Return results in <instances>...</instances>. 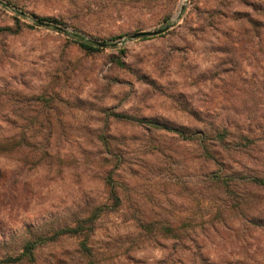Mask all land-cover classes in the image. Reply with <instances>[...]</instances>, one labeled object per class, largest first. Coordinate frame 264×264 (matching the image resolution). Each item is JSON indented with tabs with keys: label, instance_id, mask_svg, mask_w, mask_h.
Instances as JSON below:
<instances>
[{
	"label": "rangeland",
	"instance_id": "1",
	"mask_svg": "<svg viewBox=\"0 0 264 264\" xmlns=\"http://www.w3.org/2000/svg\"><path fill=\"white\" fill-rule=\"evenodd\" d=\"M181 5L167 30L129 37L169 24ZM72 32L107 45L82 49ZM263 83L264 0H0V125L40 124L39 138L50 126L58 153L51 163L40 159L25 168V176L16 173L15 157L0 159V238L8 249L18 244L12 235L104 200L101 139L120 156L125 205L135 201L151 217L197 220L196 146L158 134L163 153L157 154L139 120L186 125L229 115L254 127L264 122ZM260 152L264 157V146ZM122 219L118 212L98 219L90 238L94 257L79 252L81 238L62 237L42 245L34 263L18 264H156L167 241L146 239L124 252L131 231ZM247 233L244 243L238 238L230 246L231 264H264V230Z\"/></svg>",
	"mask_w": 264,
	"mask_h": 264
},
{
	"label": "trees",
	"instance_id": "2",
	"mask_svg": "<svg viewBox=\"0 0 264 264\" xmlns=\"http://www.w3.org/2000/svg\"><path fill=\"white\" fill-rule=\"evenodd\" d=\"M16 11L19 15L58 25L55 19L38 18L22 8ZM14 26L20 27L18 22ZM70 35L80 48L96 49L83 35L76 32ZM233 69H236L235 62ZM139 121L143 122L144 132L148 134V145L158 146L157 154L163 153L158 134H169L173 139L196 146L200 169L197 186L201 192L198 219L192 216L176 219L170 214L156 218L145 214L135 201H127L125 205L126 197L122 195L116 173L120 156L113 152L110 140L101 139L99 152L105 153L106 166H101L100 174L105 187L104 200L86 201L75 212L12 235V241L17 240L18 244L8 249L7 239L1 237L0 264L34 263L35 252L42 245L62 237L81 238L79 252L85 257H94L98 248L90 238L97 230V221L115 212L123 215L122 223L131 231V236L125 240L124 252L136 249L146 239L159 244L167 241L166 247L161 246L168 251L159 255L156 264H231L233 242L239 238L244 243L250 227L264 230V207L259 204L263 198L260 192H264V157L260 152L264 146V122L253 127L247 119L231 121L229 115L186 125H171L153 118ZM45 128L46 135L39 138L36 134L41 131L40 124L0 125V159L15 157L14 166L19 169L16 173L20 176H25L21 172L35 166L40 159L51 163L58 153L49 138L50 126ZM252 132L256 138H252ZM2 199L7 202V189ZM112 248L109 245L107 250Z\"/></svg>",
	"mask_w": 264,
	"mask_h": 264
},
{
	"label": "water",
	"instance_id": "3",
	"mask_svg": "<svg viewBox=\"0 0 264 264\" xmlns=\"http://www.w3.org/2000/svg\"><path fill=\"white\" fill-rule=\"evenodd\" d=\"M182 9H183V5L180 6L179 11H177L176 13L173 14L172 19H171L169 24H164L161 27L153 29V30L136 31V32L130 34L129 37L130 38H136L139 36L154 35V34H158V33H161L163 31L167 30L179 18ZM36 21L40 24H43V25L54 26L58 30H62V31L65 30V28L63 26H60V25H53L49 22L41 21V20H36ZM88 40L91 41L92 43L100 45V46H106L107 45V43H105L103 41H99V40L94 39V38H88Z\"/></svg>",
	"mask_w": 264,
	"mask_h": 264
}]
</instances>
